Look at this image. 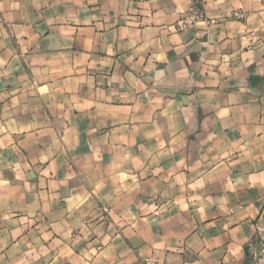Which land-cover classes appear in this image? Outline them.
I'll return each mask as SVG.
<instances>
[{"label": "crops", "instance_id": "1", "mask_svg": "<svg viewBox=\"0 0 264 264\" xmlns=\"http://www.w3.org/2000/svg\"><path fill=\"white\" fill-rule=\"evenodd\" d=\"M152 256L264 264V0H0V264Z\"/></svg>", "mask_w": 264, "mask_h": 264}, {"label": "built area", "instance_id": "2", "mask_svg": "<svg viewBox=\"0 0 264 264\" xmlns=\"http://www.w3.org/2000/svg\"><path fill=\"white\" fill-rule=\"evenodd\" d=\"M238 16H241L240 14H237ZM205 19V16L201 10V8L194 3L191 5L188 9L183 11L179 18L176 21V28L178 30H187V29H193L195 25L199 22ZM102 212L107 213L108 209L106 206H101ZM145 264H158L156 258L147 257L144 259Z\"/></svg>", "mask_w": 264, "mask_h": 264}]
</instances>
